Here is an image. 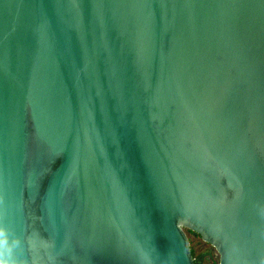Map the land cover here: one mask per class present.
Instances as JSON below:
<instances>
[{
  "label": "water",
  "instance_id": "95a60500",
  "mask_svg": "<svg viewBox=\"0 0 264 264\" xmlns=\"http://www.w3.org/2000/svg\"><path fill=\"white\" fill-rule=\"evenodd\" d=\"M264 264V0H0V264Z\"/></svg>",
  "mask_w": 264,
  "mask_h": 264
},
{
  "label": "flooded vegetation",
  "instance_id": "af4514ba",
  "mask_svg": "<svg viewBox=\"0 0 264 264\" xmlns=\"http://www.w3.org/2000/svg\"><path fill=\"white\" fill-rule=\"evenodd\" d=\"M194 236L198 237L197 235ZM205 246L208 245H206L205 243L203 244L198 243L195 248H190L193 259L197 260L199 264H218V260L215 259L216 256V254L214 253L216 252L215 249L210 246L209 247H205Z\"/></svg>",
  "mask_w": 264,
  "mask_h": 264
},
{
  "label": "rangeland",
  "instance_id": "374dc122",
  "mask_svg": "<svg viewBox=\"0 0 264 264\" xmlns=\"http://www.w3.org/2000/svg\"><path fill=\"white\" fill-rule=\"evenodd\" d=\"M185 233H186V235L188 237V240H189V243H190V248H195L198 243H201V244L204 243L198 237L194 236L192 233H189L187 231H185ZM205 247H209V245L205 246ZM214 253L216 254L215 259L218 260L219 259L218 258V254L216 252H214Z\"/></svg>",
  "mask_w": 264,
  "mask_h": 264
}]
</instances>
